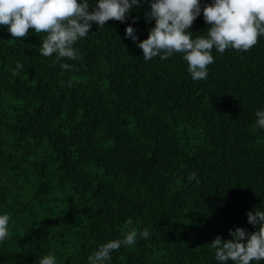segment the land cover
<instances>
[{
    "label": "trees",
    "instance_id": "16d2710c",
    "mask_svg": "<svg viewBox=\"0 0 264 264\" xmlns=\"http://www.w3.org/2000/svg\"><path fill=\"white\" fill-rule=\"evenodd\" d=\"M150 11L142 0L124 23H93L78 60L43 57L45 34L17 40L0 26V264H88L129 218L149 238L106 264H220L217 236L257 231L247 213L264 211V36L247 52L214 48L196 81L182 54L144 60ZM208 28L202 11L190 31Z\"/></svg>",
    "mask_w": 264,
    "mask_h": 264
},
{
    "label": "clouds",
    "instance_id": "9594fccd",
    "mask_svg": "<svg viewBox=\"0 0 264 264\" xmlns=\"http://www.w3.org/2000/svg\"><path fill=\"white\" fill-rule=\"evenodd\" d=\"M142 0H98L94 10L90 11L89 0H0V26L6 27L12 39L28 38L30 30L36 36L45 34L40 47L43 57L56 54L58 60H78L74 45L85 38L93 23L104 28L110 20L126 22L127 14L133 7H139ZM148 2V0H144ZM151 11L146 14L155 26L149 30L146 40L137 44L143 51L145 61L158 57L167 60L174 54H182L187 62L188 72L193 80H205L208 66L214 63L212 50L221 55L226 50L237 52L250 51L264 36V0H212L201 8V0H150ZM203 11V18L209 28L206 35H195L190 29ZM138 19V18H137ZM136 20H133L135 23ZM136 29L126 28V38L136 42ZM64 70L72 65L63 63ZM23 67L16 65L15 75ZM256 126L264 129V111H256ZM189 181H200L196 173H189ZM248 223L257 228L247 232L243 228L229 231L232 239L224 241L217 236L210 244L215 250V259L220 264H252L264 261V211L257 209L247 213ZM10 217L0 215V241L8 237ZM133 221L126 222L127 231L123 239H116L100 245L88 257V264H106L111 253L122 246L134 245L138 239L149 238L148 228L138 231L132 227ZM39 264H56L54 255L43 256Z\"/></svg>",
    "mask_w": 264,
    "mask_h": 264
}]
</instances>
